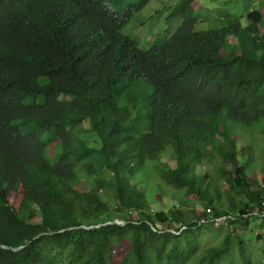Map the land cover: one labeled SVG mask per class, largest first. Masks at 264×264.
Segmentation results:
<instances>
[{
  "label": "trees",
  "instance_id": "obj_1",
  "mask_svg": "<svg viewBox=\"0 0 264 264\" xmlns=\"http://www.w3.org/2000/svg\"><path fill=\"white\" fill-rule=\"evenodd\" d=\"M151 1L0 0V264H235L232 237L201 247L210 207L238 218L223 228L240 264L259 263L236 232L264 229L246 221L264 212V0H206L240 7L215 28L204 0H180L181 26L144 51L123 31Z\"/></svg>",
  "mask_w": 264,
  "mask_h": 264
},
{
  "label": "rangeland",
  "instance_id": "obj_2",
  "mask_svg": "<svg viewBox=\"0 0 264 264\" xmlns=\"http://www.w3.org/2000/svg\"><path fill=\"white\" fill-rule=\"evenodd\" d=\"M180 0H152L150 6L146 7L141 13L136 14L132 22L124 29L123 34L126 37H132L134 40L138 41L140 47L144 51L151 50L159 39H167L171 35H173L178 28L182 24V20H177L173 24L168 22V17L171 13L172 7L177 4ZM203 1V0H202ZM198 11V15L202 19V23L200 24L203 28H215L222 25V22L226 20L223 16L227 13L229 14H238L240 7L236 4H224L220 1L218 2H209L204 0L200 5ZM155 43V44H154ZM249 138V137H248ZM241 143L245 144L246 141L244 139H240ZM255 142H256V153L259 154L260 158L258 159L257 164V175L259 181L264 184V139L262 138V133L255 134ZM54 144L51 145V147ZM52 152L53 149L51 148ZM169 151L175 155V150L171 146ZM150 163V162H149ZM162 163H166L168 165H175V161L171 159V156L168 154L163 158ZM220 161L217 163L207 165H201L199 168L200 172L209 173L211 176H216L220 173ZM151 168V167H148ZM147 168V169H148ZM144 180L148 183V189L145 185L143 189L146 198L152 204H157L160 201V195L157 192L156 187H160L162 181L158 178L157 172L149 170L147 174H144ZM159 181L161 183H159ZM223 188L229 187V182L226 179H223ZM140 183H142L140 181ZM144 185V184H143ZM80 190L89 191L93 189V186L90 183H82L77 186ZM197 201H193L191 203V208L197 210V215L200 216L201 212L204 210L203 205H199ZM155 211L164 210L165 208L161 206H155ZM137 218V215H135ZM201 218L197 221L196 230H198V235L200 236V244L202 249L217 247L224 240H228L232 237V254L231 258L234 259L235 264H240V251L238 249V245L235 240L237 239V234L228 231V229L223 228V226H213L212 228H204L201 231L200 226ZM121 223V222H117ZM123 223H125L123 221ZM254 224H250L247 228L242 226L241 224L237 226L238 231L236 233L244 234L246 236V243L251 252V256L254 261H259L257 264H264V236L258 237L264 232H260L259 228ZM264 231V229H263ZM126 252V249L124 250Z\"/></svg>",
  "mask_w": 264,
  "mask_h": 264
},
{
  "label": "built area",
  "instance_id": "obj_3",
  "mask_svg": "<svg viewBox=\"0 0 264 264\" xmlns=\"http://www.w3.org/2000/svg\"><path fill=\"white\" fill-rule=\"evenodd\" d=\"M211 215L209 217H202L199 224L200 226L209 224V223H215L217 225H222L224 227H230V223L237 221L238 218L236 216H232V214H220L216 215L213 213L212 210H209ZM250 215L257 216L259 218H264V212H260L258 210L252 212L251 214L246 215V218L249 217ZM187 228V227H186Z\"/></svg>",
  "mask_w": 264,
  "mask_h": 264
},
{
  "label": "clouds",
  "instance_id": "obj_4",
  "mask_svg": "<svg viewBox=\"0 0 264 264\" xmlns=\"http://www.w3.org/2000/svg\"><path fill=\"white\" fill-rule=\"evenodd\" d=\"M211 208H212V207L208 208L207 210H211ZM204 210H205V209H204ZM204 210H203V211H204ZM207 210H206V211H207ZM203 211H202V212H203ZM258 211L263 212V211H261V210H259V209H258ZM202 212H201V213H202ZM252 216H254V215H250L249 217H247V218H246V221L249 220V218L252 217ZM256 217H257V216H256ZM117 222H121V223L119 224V223H117ZM113 223L118 224V225H121V226H125V225H126L125 223H123V221H120V220H116V221H114V222H112V223H111V222H108L107 224H113ZM97 227H99V226H97ZM260 232H264V231L262 230V231H260ZM261 235L264 236V233H262Z\"/></svg>",
  "mask_w": 264,
  "mask_h": 264
}]
</instances>
